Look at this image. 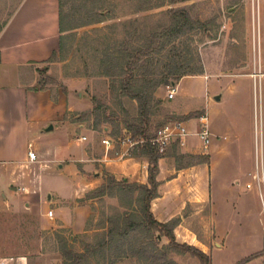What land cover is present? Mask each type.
Here are the masks:
<instances>
[{"label":"rangeland","instance_id":"1","mask_svg":"<svg viewBox=\"0 0 264 264\" xmlns=\"http://www.w3.org/2000/svg\"><path fill=\"white\" fill-rule=\"evenodd\" d=\"M128 1L111 0V3L120 14L135 7ZM19 2L0 0V14L5 16ZM170 8L186 9L203 26L190 29L180 39L167 44L162 53L153 54L149 61L142 58L135 72L160 73L181 63L195 70L203 66V73L184 76L175 85H162L157 90L156 96L162 100L155 108L147 134L152 137L165 125L180 120H190L192 129L197 130L205 122L211 132L207 148L199 139L190 154L184 153L181 144H174L173 138L163 153L173 165L191 168L190 203L182 212L177 238L204 251L212 249L213 264H257L258 260L264 264V161L261 156L264 152V0H186L77 28L76 35L67 38V51L40 65L36 85L50 91L54 101L66 96L68 105L72 99L73 104L75 100L79 102L78 106L67 110L64 119L58 121L54 111H40L28 122L25 131L12 135L11 144L20 155L28 148L43 155L26 166L27 171L20 170L17 188L28 186L31 191L40 190L41 180L47 191L42 209H48L52 206L51 189L72 195L81 179L77 167L68 165L70 156L84 148L91 157L101 156L105 150L103 139L111 135L119 150L127 114L118 104L113 75L104 74L112 69L107 67L112 62L98 61V49L103 47L98 37L102 31L95 28L106 31L110 23L146 14H151L150 23L164 24L169 22V17L161 12ZM120 30L123 36L127 29ZM131 40L139 45L135 36ZM171 88L177 89L173 98L168 97ZM217 94L222 95L221 100L215 98ZM249 108L255 133L254 154L239 164L228 156L235 148L224 153L221 141L225 144L228 137L222 131L232 134V127L238 120L246 119ZM51 124L54 128L48 130ZM58 154L63 158L61 162L56 161ZM203 158L208 160L198 162ZM98 168L106 180L111 172ZM202 169L203 178L199 176ZM256 173L260 175V183L254 177ZM248 182L250 187L246 186ZM24 200L16 201L19 208L0 206V264H24V259H18L21 256L26 257L27 264H63L61 238L71 242L74 252L87 253L89 259L80 264H148L130 244L123 247L114 244L105 253L99 249L102 237L111 226L109 216L115 206H120L118 197L80 201L89 206L86 218L83 213L67 210L63 217L75 227L62 225L58 210L54 217H45L44 212L25 209ZM168 240L167 236H160V245ZM218 241L223 247L218 246ZM89 248L97 251L90 252ZM259 252L262 259H258ZM170 256L178 264H202L189 252H173ZM4 257H14V260L3 263Z\"/></svg>","mask_w":264,"mask_h":264},{"label":"crops","instance_id":"2","mask_svg":"<svg viewBox=\"0 0 264 264\" xmlns=\"http://www.w3.org/2000/svg\"><path fill=\"white\" fill-rule=\"evenodd\" d=\"M59 40V0H20L8 14L5 16L0 14V206L19 208L16 201L26 199L24 200L25 209L32 212H44L42 215L45 217H54L55 210H58L62 225L75 227V224L67 222L63 214L69 209L73 213H83L84 218L89 214V206L85 205L88 200L81 201L86 203H81L79 199L105 181L98 166L106 168L117 178L122 176L131 181L146 183L148 181L149 161L145 157L123 155L125 147L120 145L119 150H116L117 146L114 143L103 145L105 150L101 156L91 157L88 155L87 149H79L74 155L70 156L67 162H69V166L77 167L76 171L81 179L75 186L72 195L51 189L49 195L54 209L52 206L45 210L42 209V206L46 204L47 191L41 180L40 190L31 191L28 186L17 188V181L21 176L18 173L20 170L25 171L26 166L36 159L30 158V148L24 151L22 155H20V152L17 153L13 149V144H11L12 135L22 130L25 131L28 128V122L34 119L40 111H54L58 121L59 118L64 119L67 110L73 109L72 107L76 108L79 103L75 100L73 104L71 99L68 105L66 96L60 98L59 101H54L51 98L50 91L40 89L36 85L38 68L42 63L49 61L54 51H58ZM251 115L252 110L249 108L246 119L243 122L238 120V123L232 127V134L228 131H222L228 137L225 144H222L223 141H221L224 153H228L229 148H235V152H229L228 156L235 158L239 164H243L245 157L248 159L249 156L251 157L254 154L255 133ZM204 119L205 117L202 118V122ZM183 122L187 134L180 140L181 149L182 152L190 154L194 143L197 140L199 141L200 137L197 134L198 130L192 129L194 127L190 126V120ZM78 125L83 127L82 123ZM256 145L257 153L259 146L257 135ZM36 154L37 158L43 156L37 152ZM62 159L59 154L56 156L57 162H61ZM159 166L160 193L152 203L154 215L163 222L180 215L182 218V212L190 203L191 168L188 165L181 168L173 165L168 156L160 158ZM61 167H65V164H61ZM203 174L204 170L202 169L199 176L203 178ZM235 179L238 183L240 182L239 178ZM210 189L212 191V188ZM212 194L210 193V196ZM50 210L53 211L51 215L48 213ZM180 225L181 222L176 227V233L181 230ZM79 231L81 232L82 229H79ZM262 241L261 238L260 243H263ZM191 243L196 242L191 241ZM217 244H219V247H223V243L220 241ZM205 251L210 254L213 260L212 249H205ZM262 256L261 253L258 259H262ZM4 258L9 259L11 257ZM18 259H24L25 261L26 257L21 256ZM261 261L258 260L257 264H261ZM24 264H27V262H24Z\"/></svg>","mask_w":264,"mask_h":264},{"label":"trees","instance_id":"3","mask_svg":"<svg viewBox=\"0 0 264 264\" xmlns=\"http://www.w3.org/2000/svg\"><path fill=\"white\" fill-rule=\"evenodd\" d=\"M129 1V5L135 7L119 14L111 0H59V49L52 53L49 60L59 53L63 54L67 51V38L75 36V31L79 27L186 0ZM68 6L70 7L68 8ZM161 13L169 17V22L150 23L148 18L151 14H146L110 23L105 28L106 31H103L102 27L95 28L102 31L98 37L99 45L103 46L98 49L100 50L98 61L104 64L112 62V65H107L112 68L109 69L111 71L108 70L104 74L113 75V87L116 91L118 104L122 107V112L127 114L124 131L127 130L136 137L144 136L146 138L129 155L145 157L149 161L148 181L144 183L131 181L128 178L118 179L114 174L108 173L106 180L101 185L88 191L79 201L97 197L104 199L105 196L118 197L120 200V206H115L112 215L109 216L111 226L99 243L102 253H105L107 247L114 244H118L119 247L130 244L133 251L141 254L148 264H178L170 256L173 252L183 254L189 252L198 257L202 264H213L210 254L194 244L178 240L175 229L181 221L180 216L163 222L156 218L152 210L153 200L160 193L159 160L163 156V152H160L157 146L150 142L151 135L147 134L149 122L156 111L155 108L162 100L156 96V92L162 85H175L184 76L203 73V66L195 70L181 63L174 64L171 68L160 73L141 74L135 72L137 63L142 58L145 57L149 61L153 54L162 53L167 44L180 39L190 29L203 26V22L192 19L184 8H170ZM121 27L127 29L123 36ZM132 28H134V32L131 30ZM132 36L136 37L139 45H134L131 40ZM119 125L120 123H118ZM177 143H180V138L174 142V144ZM207 160L203 158L198 162ZM178 167L181 168L183 165ZM160 236H167L168 243L160 245ZM60 241L64 256L63 264H80L83 260L89 259L85 252H74L68 239L61 238ZM88 250L90 252L97 251L94 248Z\"/></svg>","mask_w":264,"mask_h":264},{"label":"built area","instance_id":"4","mask_svg":"<svg viewBox=\"0 0 264 264\" xmlns=\"http://www.w3.org/2000/svg\"><path fill=\"white\" fill-rule=\"evenodd\" d=\"M173 86V85H172ZM177 89L171 88L168 93L169 98H173L176 94ZM187 134L186 126L184 125L183 121H175L173 123H169L165 125L163 128L159 129L157 133L150 137L149 140L152 144L156 145L160 152H164L166 150V147L168 143L173 138H180L182 140V137ZM197 134L199 135L200 139L203 142V146L207 148L211 143V132L208 127V125L204 122L203 127L197 131ZM86 138V137H82ZM114 137L110 136V138H104L103 142L107 145L114 143ZM146 140V138L142 137H136L131 132H128L127 130L124 131V135L120 137V143L122 146L125 147V151L123 152V155L130 154V152L138 145L143 143ZM31 145V144H30ZM260 151V150H259ZM29 156L31 159H37L36 152L30 148L29 150ZM262 161H264V152L262 150L261 152ZM254 177H256L259 180L260 183V175L258 173L254 174ZM251 186V183L248 184V187ZM50 215L53 213L52 210L48 212ZM24 258V257H23ZM10 261L14 260V257L9 258ZM8 258H3L2 262L7 263L6 261L9 260ZM26 262V260H25Z\"/></svg>","mask_w":264,"mask_h":264},{"label":"water","instance_id":"5","mask_svg":"<svg viewBox=\"0 0 264 264\" xmlns=\"http://www.w3.org/2000/svg\"><path fill=\"white\" fill-rule=\"evenodd\" d=\"M215 98H216L217 100H221L222 95H221V94H217V95L215 96ZM52 128H53V125L51 124L47 129L50 130V129H52Z\"/></svg>","mask_w":264,"mask_h":264}]
</instances>
